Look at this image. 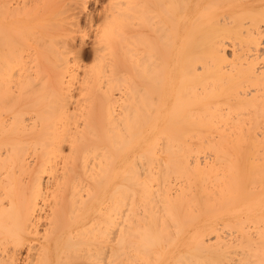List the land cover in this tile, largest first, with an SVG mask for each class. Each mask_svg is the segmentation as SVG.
Returning a JSON list of instances; mask_svg holds the SVG:
<instances>
[{
  "label": "bare ground",
  "instance_id": "obj_1",
  "mask_svg": "<svg viewBox=\"0 0 264 264\" xmlns=\"http://www.w3.org/2000/svg\"><path fill=\"white\" fill-rule=\"evenodd\" d=\"M0 264H264V0H0Z\"/></svg>",
  "mask_w": 264,
  "mask_h": 264
},
{
  "label": "rangeland",
  "instance_id": "obj_2",
  "mask_svg": "<svg viewBox=\"0 0 264 264\" xmlns=\"http://www.w3.org/2000/svg\"><path fill=\"white\" fill-rule=\"evenodd\" d=\"M87 9H88V11H91V10L93 9V4H92V2L89 3Z\"/></svg>",
  "mask_w": 264,
  "mask_h": 264
}]
</instances>
